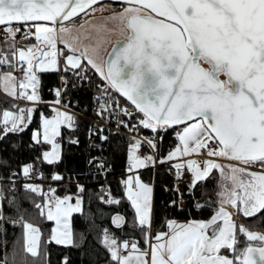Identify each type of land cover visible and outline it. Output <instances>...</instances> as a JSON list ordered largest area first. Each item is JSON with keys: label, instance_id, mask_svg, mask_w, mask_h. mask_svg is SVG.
<instances>
[{"label": "snow or ice", "instance_id": "1", "mask_svg": "<svg viewBox=\"0 0 264 264\" xmlns=\"http://www.w3.org/2000/svg\"><path fill=\"white\" fill-rule=\"evenodd\" d=\"M0 29V90L14 98L0 119V264H33L40 254L41 229L24 218L26 201L54 221L50 241L83 243L73 214L87 220L86 202L120 203L109 174L125 137L133 174L121 182L147 247L104 228V264H264V231L244 223H264V0H0ZM41 72L58 76L52 115L41 107ZM80 94L94 103L73 101ZM173 128L179 142L162 154ZM23 151L39 155L17 163ZM165 162L175 182L162 185L171 195L157 207L154 183L138 170ZM33 177L48 183L27 182ZM205 208L208 218L174 215ZM161 211L166 230L154 228ZM9 223H23V248H9ZM112 224L127 221L115 213ZM63 262L72 264L68 255Z\"/></svg>", "mask_w": 264, "mask_h": 264}, {"label": "trees", "instance_id": "2", "mask_svg": "<svg viewBox=\"0 0 264 264\" xmlns=\"http://www.w3.org/2000/svg\"><path fill=\"white\" fill-rule=\"evenodd\" d=\"M109 2V1H107ZM111 4H119L115 2H109ZM29 40H34L31 38ZM41 95L43 96L44 101H50L55 98V93L52 89L58 84V76L54 72H41ZM75 99H81L82 102L89 103L90 97L85 94H80L78 96H73V101ZM125 103H128L126 99L122 98ZM12 100H9L2 95H0V112L3 108L8 107V104H11ZM94 103V102H92ZM13 104V103H12ZM43 110L49 115L52 113V109L47 106H41ZM39 126V114L37 113L34 117V122L30 125L28 129H25L22 139L24 141H28L31 136V130ZM176 129L167 131L164 133V138L161 141V153L167 154L170 147H173L177 140L174 136V131ZM77 135H81V133H76ZM145 135L150 134V132L145 131ZM65 137L68 135L67 130L64 132ZM127 137L121 140L120 145L116 148L113 158H114V171L109 174V183L113 188V195L121 197L120 203H112L109 204L107 202L96 201L94 200L92 204H85V211L89 210L92 213L91 219H85L84 216L74 213L73 214V228L76 232L84 231L85 239L83 243L78 244L76 246H63L59 245L56 242L50 241L48 237L51 235V229L53 222L48 221L45 218H42L39 213L32 206L30 201H26L24 203V208L27 211L24 213V218L29 222L37 224L41 229L40 236V254L36 257H29L33 264H44L45 256L47 257L50 264H64L63 256L68 255L72 264H104L103 256L106 252L105 246L101 243L102 239V230L104 228H109L111 232H113L116 236L121 239L129 238V235H125V233L135 234L136 238L141 240V246H146L144 244L139 228L133 229L132 220L134 218V210L124 194V184L121 182V177H126L127 172L125 171L127 167ZM147 151L148 149L145 147L143 149ZM20 159L17 163H24L28 160L32 159L34 155H39V153H30L28 151H23L18 154ZM38 167H41L39 163ZM172 167L171 164L164 163L162 165L158 164L155 168L152 166L144 167L140 170V176L145 182L154 183V203L157 207H160L162 202L165 200L167 196H170V193H167L162 188L163 184H168L170 187L173 185V177H174V169L172 172L167 171ZM50 166L45 162L42 165V170L46 173L49 171ZM21 183L25 182V178L21 175L19 177ZM216 183L215 180H209L208 185L210 188L209 195L212 198H216L217 188H213L212 186ZM25 190L21 188V192ZM58 194H64L63 191H60ZM39 198V197H38ZM115 213H120L126 218L127 226L124 228H118L117 226L112 224V215ZM212 213L211 208H205L203 211L193 210L191 213L184 212H176L174 215L180 220H186L191 217L195 218H208ZM160 220L154 225V228L159 230H166V225L163 227L162 221L163 217L166 215L163 211L160 212ZM260 217L256 216L255 218H245L244 223H246L252 230H260L264 231V223L259 222ZM89 223L94 224V230L85 231L87 225ZM22 226L23 223H17L15 225L8 224L7 225V239L9 241V248L11 249L15 245H19L23 248L21 244V234H22ZM154 235V232H153ZM247 238L245 235L241 234L239 236V247L245 246V242Z\"/></svg>", "mask_w": 264, "mask_h": 264}, {"label": "rangeland", "instance_id": "3", "mask_svg": "<svg viewBox=\"0 0 264 264\" xmlns=\"http://www.w3.org/2000/svg\"><path fill=\"white\" fill-rule=\"evenodd\" d=\"M101 3H103V4H109V5H111V3H109V2H101ZM116 5H119V4H116ZM90 15H91V13H89ZM97 16H99L100 15V13H97L96 14ZM77 22H79V21H77ZM114 38V37H113ZM31 39V38H30ZM17 40H19V36L17 37ZM0 43H2V36H0ZM24 43H35V39L34 40H27V41H24ZM58 47H65L62 43H60V44H58ZM111 47V44L109 43V44H107L106 45V48H107V50H109V48ZM106 54V53H105ZM3 97H5V98H7V99H9L10 100V98H8V96L5 94V95H3ZM12 98V97H11ZM56 99V98H55ZM55 99H53V100H51V102H53V101H55ZM14 101H12V103H13ZM12 103L11 104H8V107L7 108H11L12 107ZM4 109V108H3ZM2 109V110H3ZM53 114V112L51 113V114H49V115H52ZM0 119H2V111L0 112ZM176 140H177V142L176 143H178L179 141H178V139L176 138ZM175 146V145H174ZM173 146V147H174ZM217 171V175H218V170H216ZM130 174H133V173H129V175ZM217 192H218V189H217ZM63 195V194H62ZM53 222V225H52V227L54 226V221H52ZM21 241L23 242V245H24V243H25V228H24V225L22 226V234H21ZM39 246H40V240H39ZM240 247H244V246H240Z\"/></svg>", "mask_w": 264, "mask_h": 264}, {"label": "built area", "instance_id": "4", "mask_svg": "<svg viewBox=\"0 0 264 264\" xmlns=\"http://www.w3.org/2000/svg\"><path fill=\"white\" fill-rule=\"evenodd\" d=\"M0 32H2V29H0ZM0 95H5V93L2 91V90H0ZM46 103H43V104H41V106H47V107H49V103L51 102V101H45ZM129 105H130V103H129ZM51 108V107H50ZM148 135H150V134H148ZM165 163H167V164H169L168 162H165ZM155 168V167H154ZM175 171V170H174ZM29 182H35V183H41V184H46V182H43L40 178H38V177H33V178H31L30 180H28ZM174 177H173V184H174Z\"/></svg>", "mask_w": 264, "mask_h": 264}, {"label": "water", "instance_id": "5", "mask_svg": "<svg viewBox=\"0 0 264 264\" xmlns=\"http://www.w3.org/2000/svg\"><path fill=\"white\" fill-rule=\"evenodd\" d=\"M107 1H109V2H115V3H120V0H98V2L99 3H101V2H107ZM111 50V47L109 48V51ZM124 99H126V98H124ZM130 103V102H129ZM247 238V237H246ZM248 239V238H247Z\"/></svg>", "mask_w": 264, "mask_h": 264}, {"label": "crops", "instance_id": "6", "mask_svg": "<svg viewBox=\"0 0 264 264\" xmlns=\"http://www.w3.org/2000/svg\"><path fill=\"white\" fill-rule=\"evenodd\" d=\"M7 96H8V98H10V100H12V101H14V98L12 97L11 98V96L10 95H8V94H6ZM144 168V167H143ZM143 168H141V169H139L138 171H140V170H142ZM127 175H129V173H127ZM124 194H125V196H126V193L124 192ZM133 207V206H132ZM134 210V209H133ZM53 242H55V241H53ZM21 244L23 245V242H21ZM24 246V245H23ZM145 247H147V245L145 246Z\"/></svg>", "mask_w": 264, "mask_h": 264}, {"label": "bare ground", "instance_id": "7", "mask_svg": "<svg viewBox=\"0 0 264 264\" xmlns=\"http://www.w3.org/2000/svg\"><path fill=\"white\" fill-rule=\"evenodd\" d=\"M57 86H58V84H57ZM55 98H56V97H55ZM55 98H54V99H55ZM52 100H53V99H52ZM50 101H51V100H50ZM77 110H78V109H77ZM41 180H42V179H41ZM42 181H43V182H46V183H48V182H47V181H45V180H42ZM27 182H29V181H27Z\"/></svg>", "mask_w": 264, "mask_h": 264}]
</instances>
